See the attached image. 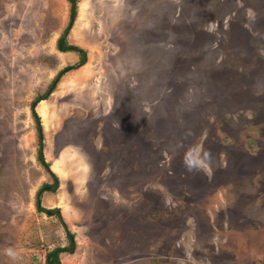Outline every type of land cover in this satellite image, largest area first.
I'll return each instance as SVG.
<instances>
[{
  "label": "rangeland",
  "instance_id": "rangeland-1",
  "mask_svg": "<svg viewBox=\"0 0 264 264\" xmlns=\"http://www.w3.org/2000/svg\"><path fill=\"white\" fill-rule=\"evenodd\" d=\"M56 249L264 264V0H0V264Z\"/></svg>",
  "mask_w": 264,
  "mask_h": 264
},
{
  "label": "trees",
  "instance_id": "trees-1",
  "mask_svg": "<svg viewBox=\"0 0 264 264\" xmlns=\"http://www.w3.org/2000/svg\"><path fill=\"white\" fill-rule=\"evenodd\" d=\"M67 2L69 3L70 19H73L76 15V0H67ZM56 49L62 53L72 52L78 56V62L73 66V68L75 69L84 66L87 62L86 53L84 52V50L74 45L68 44L64 33L57 39ZM39 137L41 136L39 135ZM42 148H43L42 140L39 139L37 160L43 167H45L46 170H48V164L44 162L43 157H42V153H41ZM56 184H57V180H56V177H54L53 186L49 187V191L54 190V188L56 187ZM41 193L42 191H39L37 195L40 196ZM37 203H39V199H37ZM37 210L43 211V209L41 208H37ZM59 252L61 251L56 249L50 253H47L45 257L46 264H59V261L57 259Z\"/></svg>",
  "mask_w": 264,
  "mask_h": 264
}]
</instances>
